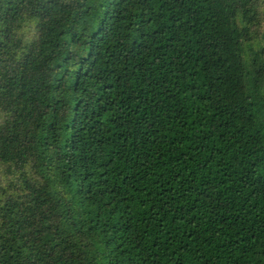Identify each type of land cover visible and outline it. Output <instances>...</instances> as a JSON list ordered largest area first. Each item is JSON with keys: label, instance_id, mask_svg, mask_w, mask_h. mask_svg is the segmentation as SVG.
<instances>
[{"label": "trees", "instance_id": "16d2710c", "mask_svg": "<svg viewBox=\"0 0 264 264\" xmlns=\"http://www.w3.org/2000/svg\"><path fill=\"white\" fill-rule=\"evenodd\" d=\"M0 264H264V0H0Z\"/></svg>", "mask_w": 264, "mask_h": 264}]
</instances>
